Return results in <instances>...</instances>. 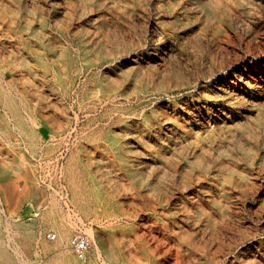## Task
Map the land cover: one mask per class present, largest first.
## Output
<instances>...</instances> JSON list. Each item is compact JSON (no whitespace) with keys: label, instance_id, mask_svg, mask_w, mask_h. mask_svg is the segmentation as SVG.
Instances as JSON below:
<instances>
[{"label":"bare ground","instance_id":"6f19581e","mask_svg":"<svg viewBox=\"0 0 264 264\" xmlns=\"http://www.w3.org/2000/svg\"><path fill=\"white\" fill-rule=\"evenodd\" d=\"M76 1L0 0V112L3 109L0 117V264H36L35 256L41 257L50 248L34 228L18 222L15 224L13 213L6 214L3 207L12 199L20 205L38 194V189L32 185L34 180L20 182L23 175L18 170L22 169V164H15L9 158L12 148L22 142L34 153L41 151L55 156L58 161L65 156L68 148L73 159L78 158L81 152L96 159L95 189L100 204L108 207L113 200L105 198L107 190L101 180V162L115 161L119 170L133 178L134 187L145 201L153 203V199H157L167 204L171 199L178 200L173 218L179 228L175 235L182 237H196L195 231L190 232L184 227L190 224L189 221L205 222L211 226L216 224L208 209L210 205L230 217L229 203L224 204L223 198L233 199L238 197L239 191L247 193L249 188H253L249 174L255 169L254 152L260 146L263 152L260 150L258 153L264 157V50L261 53L257 50L264 43V28L260 31L250 29L244 41L247 53L238 58L231 66L230 73L217 82L209 93L204 91L205 94L198 99H186L171 110L145 112L132 124H127L123 116L112 113L115 102L126 93L117 85L113 75L115 64L110 60L108 64L89 63L93 72L102 69L97 83V78L93 76L85 79L73 75L69 78L49 76L43 79L28 71L35 77L29 85L39 95L36 107L41 110L40 114L37 111L34 114L28 112L26 90H21L16 81L17 59L20 56L22 63L27 60L19 44L31 46L33 42H40V37L28 25L35 20L33 17L36 14L47 22L54 13V24L58 31L64 27L65 22L60 18L62 15H70L67 26L73 24L78 17L79 1ZM196 1L202 13L219 17L212 36L221 44L231 38L228 19L236 16L241 23L248 24L254 16L252 5L256 0ZM20 7H24L29 14H20ZM20 21H25L29 27L27 36L19 35L26 27L23 25L21 29ZM61 35L66 54L73 56V39L67 34ZM159 46L158 55L152 56L153 51L150 50L144 56L154 58L160 65L159 61L164 59L160 53L162 51L164 54L166 47ZM144 56L137 60L143 61ZM4 65L7 67L6 73H9L7 78L4 77ZM73 71L79 74L81 68L76 67ZM92 82L95 84H90ZM129 96L127 91V98ZM237 143L242 149V156L235 149ZM70 144L73 148L69 147ZM135 144H142L143 148L135 152ZM222 155L228 156L234 166L224 165ZM239 159L244 160L243 163ZM257 165L263 170L264 158ZM65 173L70 182L64 189H70L76 196L72 201L78 203L79 194L84 189L79 181L83 171L72 165ZM37 175L34 172L33 179ZM57 204L62 206L60 198H54L50 207ZM48 210L43 213L44 219H52V212L49 217ZM166 213L170 216L169 211ZM52 221L59 224L55 243L63 249L59 257L63 264H85L79 257H84L90 247L80 256L73 249L72 238L78 232H86L77 230L69 241L71 231L77 227L75 222ZM5 230L8 233L4 234ZM147 235L158 240L170 239V233L165 231L162 236L154 233ZM136 236L140 235L136 233ZM142 236L147 237L145 234ZM261 246L264 247V242ZM90 261V264H97V261ZM37 264H46L45 258L42 257ZM187 264L192 263L188 261ZM231 264H235V261ZM244 264H264V248L259 249L258 253L250 251L249 259Z\"/></svg>","mask_w":264,"mask_h":264},{"label":"rangeland","instance_id":"374dc122","mask_svg":"<svg viewBox=\"0 0 264 264\" xmlns=\"http://www.w3.org/2000/svg\"><path fill=\"white\" fill-rule=\"evenodd\" d=\"M76 3L78 17L73 24L67 26L70 15H62L60 18L65 23L63 30L58 31L54 24V13L47 22L36 14L33 17L35 20L28 25L40 37V42H33L31 46L19 44L27 60L22 63L20 56L17 59L16 81L21 90H26L25 101L30 113L37 111L40 114L41 111L36 107L39 95L29 85L31 79L35 80L31 74L43 79L49 76L69 78L73 75L84 79L93 76L97 81H92L97 83L102 69L93 72L90 64L101 65L108 60L115 64L114 78L118 87L126 93L120 95L113 105V114L123 116L127 124H132L145 112L171 110L186 99H198L209 93L217 82L230 73L231 66L238 58L247 53L244 41L250 29L264 28V0L254 2V16L248 24L241 23L236 16L228 19L231 38L221 44L212 36L219 17L202 13L196 0H77ZM19 13L29 14L24 7H20ZM19 24L21 29L23 25L26 26L19 35L27 36L28 25L25 21ZM62 33L73 39V56L65 52ZM164 45L166 50L164 54L162 51L160 53L164 55V59L159 61L160 65L154 58L144 56L150 50L153 51L152 56L158 55V46ZM260 45L261 48L257 49L259 53L264 50V43ZM31 49L33 52H30ZM142 56L144 60L138 61ZM76 67L81 68L79 74L73 71ZM4 68L6 73L5 65ZM28 71L33 72L29 74ZM8 76L9 73L4 75L5 78ZM127 91L130 94L128 98ZM69 147L73 148V145ZM260 147L254 152L255 169L249 174L253 188H249L247 193L239 191L238 197L233 199L223 198L224 204L229 203L230 217L210 205L208 209L216 222L214 226L189 221L190 224L184 227L190 232L195 231L196 237L175 235L179 228L173 214L178 200L171 199L169 203L162 204L153 199L155 202L148 203L137 192L133 178L119 170L115 161L101 162V180L107 190L105 198L113 200V204L110 207L100 204L95 189L96 159L89 158L85 152L73 159L69 148L58 161L55 156L41 151L34 153L26 147L25 142L13 147L9 158L15 164H22V169L18 170L23 175L20 182L34 180L32 185L38 189V194L20 205L12 199L3 207L6 214L13 213L15 224L31 226L39 231L44 240L48 231L56 232V228L46 226V222L73 220L77 227L71 231L69 241L77 230H83L90 238L91 246L84 257H79L71 249L84 263L85 260L90 263L92 260L97 264H187L188 261L192 264H231L232 261L240 264L242 261L241 264H244L249 259L250 251L258 253L259 249L264 248L261 246L264 242V168L262 170L257 165L264 158L258 153L260 150L263 152ZM142 148V144L136 145L134 151L139 152ZM235 149L242 156L238 143ZM222 160L224 165L234 166L228 156L222 155ZM239 160L240 163L244 161ZM72 165L83 171L79 181L84 189L79 194L78 203L72 201L75 194L68 188L64 189L70 182L65 172ZM34 172L38 177L33 179ZM54 198H60L62 206L57 204L50 207ZM47 210L49 217L52 212V219H44L43 213ZM166 211L170 216L166 215ZM164 231L170 233V239L158 240L147 235L154 233L162 236ZM136 233L140 236H136ZM20 237L25 238L23 235ZM48 250L41 257L35 256L36 264L42 257L48 264Z\"/></svg>","mask_w":264,"mask_h":264},{"label":"crops","instance_id":"0c3cea01","mask_svg":"<svg viewBox=\"0 0 264 264\" xmlns=\"http://www.w3.org/2000/svg\"><path fill=\"white\" fill-rule=\"evenodd\" d=\"M46 223H47L46 226L49 225L52 228H56V232L54 230H50L47 233L48 239L46 238V240L50 246L48 253H47V259H48L50 264H63V261L60 260L63 249L60 246L56 245V243H55V241H56L55 239H56L57 232H58L57 226H59V224L57 222H54V221L46 222ZM42 226H43V224L40 225V227H42ZM85 264H90V262H87V260H85Z\"/></svg>","mask_w":264,"mask_h":264},{"label":"built area","instance_id":"2783aa9c","mask_svg":"<svg viewBox=\"0 0 264 264\" xmlns=\"http://www.w3.org/2000/svg\"><path fill=\"white\" fill-rule=\"evenodd\" d=\"M90 245V238L86 233L78 232L72 238L73 249L80 256L84 255Z\"/></svg>","mask_w":264,"mask_h":264}]
</instances>
